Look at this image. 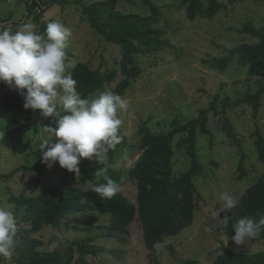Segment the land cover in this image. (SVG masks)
<instances>
[{
    "label": "rangeland",
    "instance_id": "1",
    "mask_svg": "<svg viewBox=\"0 0 264 264\" xmlns=\"http://www.w3.org/2000/svg\"><path fill=\"white\" fill-rule=\"evenodd\" d=\"M29 1L0 0V26L6 25L15 32L20 27L15 24L24 22L37 25V30L43 32L49 22H60L73 32L66 50L67 63L87 64L92 70L102 73L114 72V78L104 89L112 90L122 80L118 68V47L106 42L82 15V5L98 0H66L64 5L51 4L48 9L41 4L44 12L40 13V24L33 20L32 15L27 16L26 3ZM218 1L226 4V10L211 20L197 17L194 21L187 20L180 0L156 2L162 16L160 26L167 33L170 47L137 57L136 65L141 73L122 95L128 100L129 108L118 113L123 122L119 131L127 141V146L118 155L123 163L119 190L134 203L136 189L134 183L127 180L124 165L139 144L140 124L147 122L148 127L157 133L169 129L172 122L181 124L196 117L200 110L209 111V134L197 138L201 170L193 180L201 204L192 224L180 234L167 239L172 251L165 250L157 255L145 248L137 221L130 225L123 240H119L108 235L107 216L97 212L81 213L76 215L74 223L78 230L68 228L58 233L44 228L41 234L42 249L51 248L53 244H49V240L52 235H57L65 242L91 239L97 249L120 250L124 252L125 264H178L186 259L209 264L222 246L234 252H264V241L236 245L222 234L220 220L215 215V209H219L220 193L228 191L237 198L258 176L264 174V163L258 160L255 147L257 133L264 140V95L256 112L250 104H238L245 95L259 90L257 79L241 70L235 60L224 72L212 70L207 64L212 57L223 55L225 48L256 42L250 34L242 32V28L250 24L254 29L264 30V0ZM117 8L124 13L149 14V9L138 0L132 3L119 0ZM215 95L218 96L216 100ZM225 122L236 139L228 135ZM27 123L21 130L23 133L15 132L9 139L0 136V175L24 166L40 164L41 167L23 169L9 179L0 176V207L13 205L9 200L11 196H34L61 186L90 189L91 181L85 174L79 172L77 176L60 168L58 163L48 167L41 162L40 144L48 135L44 127L55 128L56 117H42L38 110L30 115ZM52 138L55 142V138ZM178 141L174 147L176 174L190 165L189 157L177 145ZM242 156L243 174L238 169ZM104 163V157L99 160L93 157L82 159L78 167L79 171L83 169L88 175L98 178ZM14 212L18 216L22 214V210L15 207ZM11 264L14 262L11 261ZM84 264L119 262L106 252H98L96 256H87Z\"/></svg>",
    "mask_w": 264,
    "mask_h": 264
},
{
    "label": "trees",
    "instance_id": "2",
    "mask_svg": "<svg viewBox=\"0 0 264 264\" xmlns=\"http://www.w3.org/2000/svg\"><path fill=\"white\" fill-rule=\"evenodd\" d=\"M131 3L135 0H129ZM158 0H138L149 9V14L136 12L124 13L118 10L119 0H98L82 5V15L87 19L90 27L96 31L106 42L118 47L120 59L118 68L123 76L122 80L112 89L116 94L123 95L132 82L140 75L141 70L136 65L137 57L149 55L170 47L166 31L160 26L162 16L157 7ZM234 2V1H233ZM66 0H34L26 3L27 16L32 15L33 20L40 24V13L51 4H66ZM186 18L194 21L197 17L206 20L213 19L217 14L226 10L225 3L218 0H180ZM37 12H36V11ZM23 23H16L19 27ZM45 29V28H44ZM242 32L250 34L256 42L252 44H238L224 49V54L212 57L207 61L210 69L224 72L235 60L241 70H245L250 77H255L259 90L254 94H247L238 104H250L256 112L259 108L262 95H264V30L254 29L250 24L242 28ZM70 72L77 81V89L82 98L91 101L114 78V72L102 73L92 70L87 64L78 63ZM26 92V90H23ZM218 99L215 95L214 100ZM24 99L20 92L10 90L0 83V136L9 139L15 132H21L25 124L30 121V115L38 112L25 110ZM214 108V105H211ZM208 110H200L196 117L184 123L172 122L171 127L162 132H153L143 122L138 127L139 144L134 153L125 162L127 180L134 183L136 189L135 202L132 203L119 190L112 198H102L95 188L106 184L108 180L115 181L119 186L122 181L120 167L122 162L118 155L127 146V141L119 131L120 143L116 144L107 153H103L104 166L98 178L88 175L91 188L81 190L74 187H57L34 196H11L10 202L22 214L16 215L18 221V245L16 254L12 259L14 264H84L87 256H96L98 252H106L119 264H125L124 252L116 249H97L91 239L65 242L52 235L47 250L42 249L41 234L44 228L55 232L62 229L79 228L74 225L76 215L97 212L108 217V235L119 240L126 236L130 225L137 221L142 233L145 248L155 253L154 242L165 241L180 234L189 227L195 213L199 210L201 197L194 183V177L200 172L201 164L198 158L197 138L199 135H208ZM61 114H66L61 111ZM24 121V122H23ZM228 135L236 139L232 129L225 122ZM22 131L21 133H23ZM185 150L189 157V167L178 174L174 171L175 142ZM238 145L239 142L237 141ZM255 147L258 160L264 163V140L256 134ZM240 150V149H239ZM243 156L238 169L243 174ZM41 165L24 166L12 170L4 176L9 179L23 169L33 170ZM238 206L230 212H221L219 220L228 216L229 225L225 229L220 222L222 234L232 239L235 235L232 224L238 219L249 216L258 221L264 214V174L247 187L237 197ZM264 241V231L250 241ZM166 250L172 251L170 243ZM178 264H201L199 260L186 259ZM209 264H264V252L248 254L234 252L222 246L220 252Z\"/></svg>",
    "mask_w": 264,
    "mask_h": 264
},
{
    "label": "clouds",
    "instance_id": "3",
    "mask_svg": "<svg viewBox=\"0 0 264 264\" xmlns=\"http://www.w3.org/2000/svg\"><path fill=\"white\" fill-rule=\"evenodd\" d=\"M35 24L24 23L12 32L0 26V83L23 96L25 110H39L42 117H56V127H44L45 136L40 144L42 163L48 167L58 163L60 168L79 176L82 159L98 160L103 153L120 143L122 120L118 113L129 108L123 96L106 88L89 101L82 98L67 63V48L72 29L60 22H49L43 32ZM23 90H26L24 92ZM63 111L66 114H61ZM55 142H53V138ZM46 149V150H45ZM102 198H112L119 191L115 181L108 180L95 188ZM239 200L224 191L219 195V209L230 212ZM229 217L221 224L226 229ZM232 240L242 245L257 238L264 231V214L258 221L244 216L232 224ZM18 221L13 205L0 207V264H11L18 245ZM170 240L157 241L153 249L157 255L166 250Z\"/></svg>",
    "mask_w": 264,
    "mask_h": 264
}]
</instances>
